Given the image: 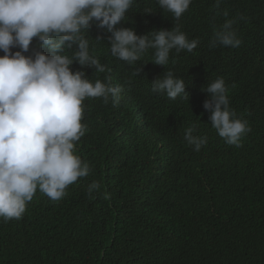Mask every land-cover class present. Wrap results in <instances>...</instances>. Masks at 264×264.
<instances>
[{
    "label": "clouds",
    "instance_id": "9594fccd",
    "mask_svg": "<svg viewBox=\"0 0 264 264\" xmlns=\"http://www.w3.org/2000/svg\"><path fill=\"white\" fill-rule=\"evenodd\" d=\"M199 40L205 64L228 74L240 63L241 78L196 71L190 55ZM170 57L185 66L177 75L166 70ZM113 66L149 77L172 119L205 100L218 136L239 147L251 127L228 93L236 88L264 117L254 90L264 78V0H0V219H20L37 196L59 201L81 180L89 197L100 189L80 151L96 144L88 123L104 124L87 103L121 104ZM83 68L100 74L89 79ZM195 130L186 128L184 140L200 151L207 137ZM161 140L148 159L173 160L179 153Z\"/></svg>",
    "mask_w": 264,
    "mask_h": 264
},
{
    "label": "trees",
    "instance_id": "16d2710c",
    "mask_svg": "<svg viewBox=\"0 0 264 264\" xmlns=\"http://www.w3.org/2000/svg\"><path fill=\"white\" fill-rule=\"evenodd\" d=\"M199 42L190 55L196 71L241 78L240 63L228 74L205 64ZM171 59L166 70L177 75L185 66ZM83 71L89 79L100 74ZM127 72L112 67L111 81L124 88L119 106L86 107L104 123H88L96 144L80 151L100 189L89 197L81 180L59 201L37 196L20 219H0V264H264V117L232 87L230 107L251 131L239 147L229 145L208 120L205 100H191L172 119L149 77ZM254 90L264 109V78ZM192 125L193 135L207 137L200 151L184 140ZM159 139L175 147L173 160L148 159Z\"/></svg>",
    "mask_w": 264,
    "mask_h": 264
}]
</instances>
